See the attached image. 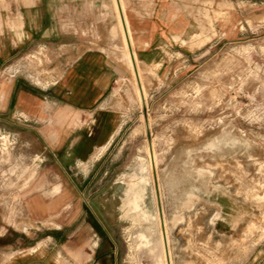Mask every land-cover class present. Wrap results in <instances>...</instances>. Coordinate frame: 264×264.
<instances>
[{"label":"rangeland","instance_id":"obj_1","mask_svg":"<svg viewBox=\"0 0 264 264\" xmlns=\"http://www.w3.org/2000/svg\"><path fill=\"white\" fill-rule=\"evenodd\" d=\"M196 3L191 9L201 33L164 69L141 63L133 50L141 75L125 59L116 8L118 29L108 41L127 74L112 84L107 106L119 113L121 129L103 158L74 171L102 176V219L112 226V250L125 264H237L236 255H264V24L247 8L229 35L218 24L232 6ZM125 19L128 27L126 12ZM48 58L39 53L30 60L37 75ZM33 157L0 126L1 188L15 175L11 183L26 186L41 168ZM140 179H147L139 185L146 209L156 214L162 203L157 207L167 224L133 205ZM239 202L245 211L228 229Z\"/></svg>","mask_w":264,"mask_h":264},{"label":"crops","instance_id":"obj_2","mask_svg":"<svg viewBox=\"0 0 264 264\" xmlns=\"http://www.w3.org/2000/svg\"><path fill=\"white\" fill-rule=\"evenodd\" d=\"M122 1L131 47L143 64L169 67L173 54L187 51L185 44L201 33L191 9L196 0ZM212 1L232 6L219 31L233 34L247 8L264 24V0ZM117 3L0 0V126L41 165L22 188L11 183L16 175L1 188L0 172V264L126 262L112 250V226L102 219V176L74 171L103 158L121 129L119 113L107 106L112 84L127 74L108 41L118 29ZM39 53L49 58L37 75L30 60ZM244 211L239 202L228 229ZM236 257L237 264H264L262 251Z\"/></svg>","mask_w":264,"mask_h":264},{"label":"bare ground","instance_id":"obj_3","mask_svg":"<svg viewBox=\"0 0 264 264\" xmlns=\"http://www.w3.org/2000/svg\"><path fill=\"white\" fill-rule=\"evenodd\" d=\"M119 1V4L117 3V13H118V15H119V19L121 18V16H122V18H124L125 19V11H124V9H123V2H122V0H118ZM124 25H125V28L123 27V23H122V21H121V19H120V27H121V30H122V32H123V35H124V41H125V44L127 45V47H128V51H126V53H125V59L130 63V65L131 66H133L134 67V69L133 70H135V72H136V74L137 75H139L140 73L138 72V70L140 71V69L139 68H137V64H136V58H135V54H134V52H133V49H132V47H131V45H132V43H131V38H130V35H129V30H128V27H127V23H126V19L124 20ZM126 45H125V47H126ZM129 45H130V49H132V50H130L129 49ZM132 67V68H133ZM132 70V71H133ZM141 75V74H140ZM138 77V76H137ZM140 82H141V79H140ZM140 88V87H139ZM141 88H142V86H141ZM143 182H146L147 183V179H140V180H138L137 182H136V193H135V195H134V198H133V205L138 209V211H141L142 213H145V214H147V216H149L151 219H154V218H157L158 219V221H160V220H162V222L165 224H167L168 223V217L166 216V214H165V212L163 213V212H161V211H159V207H157V203H156V209L155 210H157V212H156V214H150L149 212H148V210L146 209V204H145V201H144V192H142L143 190H145V189H143L141 186H140V188L142 189V190H140L139 189V185L141 184V183H143ZM150 184V183H149ZM152 186V185H151ZM146 187H147V185H146ZM157 187V186H156ZM159 187V186H158ZM144 188H145V186H144ZM152 188V187H151ZM147 191V190H146ZM153 191H155V190H153ZM158 191H159V189H158ZM152 192V191H151ZM148 193V192H147ZM191 193H195L194 192V189L192 188V190H188L187 192H186V194H187V197H189V195L191 194ZM152 194V193H151ZM159 194H160V192H159ZM153 196L155 197V193L153 194ZM191 196V195H190ZM147 197V196H146ZM159 197V196H158ZM153 198V197H152ZM157 198V197H156ZM156 198H155V200H153V201H156ZM161 201V200H160ZM188 201V200H187ZM154 203V202H153ZM160 205H162V203L160 204ZM160 205H158V206H160ZM154 206V205H153ZM155 207V206H154ZM153 207V208H154ZM137 211V212H138ZM161 212V213H160ZM173 216H175V215H173ZM177 216V215H176ZM175 216V217H176ZM161 218V219H160ZM174 218V217H173ZM173 218H172V220H173ZM177 218V217H176ZM160 219V220H159ZM175 221H177V220H175V218H174V222ZM161 222V221H160ZM159 222V223H160ZM173 222V221H172ZM157 224H158V222H157ZM161 226H162V224H160L159 225V227L161 228ZM165 226V225H164ZM166 229H167V227H166ZM159 230V229H158ZM161 230V229H160ZM168 230V229H167ZM166 230V231H167ZM155 229L154 228H152L149 232H150V234L149 235H153L154 233H155ZM162 231V230H161ZM163 232V231H162ZM166 233V232H165ZM162 234V233H161ZM149 235H147V234H144V238H146V242H151V240H150V238H149ZM155 235V234H154ZM164 235V234H163ZM160 239V238H159ZM161 239H162V237H161ZM160 239V240H161ZM162 240H164V239H162ZM169 241V240H168ZM170 242V241H169ZM167 243V242H166ZM167 245H170V244H167ZM166 245V246H167ZM166 248V247H165ZM167 252V251H166ZM166 252H165V254H166ZM164 254V255H165ZM161 255H163V254H161ZM167 256V255H166ZM171 257V256H170ZM169 257V258H170ZM170 261H171V259H170ZM169 261V262H170ZM168 263V262H167ZM172 263V262H171Z\"/></svg>","mask_w":264,"mask_h":264}]
</instances>
